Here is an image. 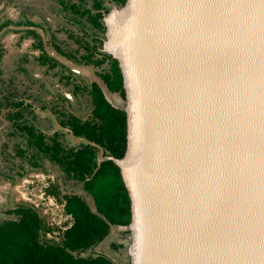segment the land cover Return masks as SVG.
<instances>
[{"label":"water","instance_id":"obj_1","mask_svg":"<svg viewBox=\"0 0 264 264\" xmlns=\"http://www.w3.org/2000/svg\"><path fill=\"white\" fill-rule=\"evenodd\" d=\"M107 4L133 145L118 161L81 140L124 172L125 264H264V0Z\"/></svg>","mask_w":264,"mask_h":264},{"label":"crops","instance_id":"obj_2","mask_svg":"<svg viewBox=\"0 0 264 264\" xmlns=\"http://www.w3.org/2000/svg\"><path fill=\"white\" fill-rule=\"evenodd\" d=\"M92 7L93 0H0V225L16 220L18 208H31L46 224L65 230L73 220L62 198L85 195L75 192L78 182L56 165L48 148L84 143L74 136L71 118H90L92 96L84 89L104 85L103 66L89 68L83 61L89 48L98 50L96 59L103 51L102 33L88 22ZM52 185L60 199L49 193ZM84 197L95 210L90 196ZM118 231L111 227L94 252L122 264L117 259L126 247Z\"/></svg>","mask_w":264,"mask_h":264},{"label":"trees","instance_id":"obj_3","mask_svg":"<svg viewBox=\"0 0 264 264\" xmlns=\"http://www.w3.org/2000/svg\"><path fill=\"white\" fill-rule=\"evenodd\" d=\"M106 1L121 7L127 4V0H93L91 10L95 13L88 17V22L93 29L103 33L100 43L102 48L105 35L102 21L104 15L110 13L105 6ZM91 10H85L83 15H89ZM97 52L95 46L89 48L83 61L97 69L109 61L110 67L102 69L101 80L108 92L119 94L127 101L121 60L112 53L96 59ZM2 56L0 47V62ZM84 90L92 96L91 117L85 121L71 118L74 136L100 146L105 157L113 156L123 161L133 145L130 115L113 106L97 83L86 85ZM48 151L55 153V163L67 177L83 184L85 194L94 201L95 210L84 196H64L62 201L66 202V212L71 214L73 222L70 227L61 230L46 224L35 210L18 208L12 213L16 220L0 225V264H115L106 255L88 252L108 237L111 227H125L133 223L132 196L123 170L112 161H104L98 167L99 150L86 143L71 149H64L58 143L48 148ZM49 193L60 199L54 185ZM69 202L73 206L70 211ZM120 247L115 245L113 249Z\"/></svg>","mask_w":264,"mask_h":264},{"label":"rangeland","instance_id":"obj_4","mask_svg":"<svg viewBox=\"0 0 264 264\" xmlns=\"http://www.w3.org/2000/svg\"><path fill=\"white\" fill-rule=\"evenodd\" d=\"M113 4V3H112ZM105 6L110 10V13L111 14H113V12H114V10H113V8H112V6L111 5H109V4H107V2H105ZM114 6H116V8L118 9V10H122V8L123 7H121V6H118V5H116V4H114ZM113 11V12H112ZM110 17H108V19H109ZM103 23H104V20L102 21ZM107 24V23H106ZM107 30H108V28H106ZM106 32L107 31H105V34H106ZM108 33V32H107ZM103 39H104V41L107 43L108 41H107V37H103ZM108 62L106 61L105 62V64H104V68H106V69H108ZM89 68H90V66H89ZM101 83V82H100ZM102 89H103V92H104V95H105V97H106V99L113 105V106H115V107H117V108H127L126 107V105H125V102L126 101H124L121 97H120V95L119 94H113V93H109L107 90H106V88H105V86L103 85L102 86ZM105 181H107V179H105ZM83 185V184H82ZM80 183H78V185H77V188L75 189V192H80V193H82V194H85L83 191H82V186ZM107 190V189H106ZM105 192V191H104ZM106 193V192H105ZM86 196H87V194H85ZM84 195V196H85ZM90 198L92 199V197L90 196ZM69 201H71V198H69L68 199ZM72 202V201H71ZM92 207H95L94 206V204L92 205ZM68 210L70 211V210H73V206H72V203H70L69 202V207H68ZM0 221H1V219H0ZM120 227H117V230H119L117 233H116V236L118 237V236H122L121 238H122V243H125V245L127 246H129V250H128V252L130 253L133 249V246H134V236H128L127 235V229H130V227H128V228H120ZM97 250H100V248H96V249H93V250H91V251H89L88 252V254L89 253H95L94 251H97ZM98 253V252H97ZM118 258V257H117ZM123 260V261H122ZM125 259L124 258H121L120 256H119V259H117V262L119 261V262H122V264H125L126 262L124 261Z\"/></svg>","mask_w":264,"mask_h":264},{"label":"flooded vegetation","instance_id":"obj_5","mask_svg":"<svg viewBox=\"0 0 264 264\" xmlns=\"http://www.w3.org/2000/svg\"><path fill=\"white\" fill-rule=\"evenodd\" d=\"M106 2H107V1H106ZM103 68H104V64H103ZM105 69H106V68H105ZM100 76H101V75H100ZM49 223H50L52 226H54V227H58V226H57V223L54 224V225H53L51 222H49ZM53 223H55V222L53 221ZM55 233H58V232H55Z\"/></svg>","mask_w":264,"mask_h":264}]
</instances>
